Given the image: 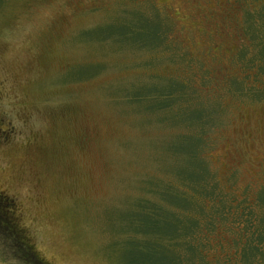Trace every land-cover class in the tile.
<instances>
[{
	"label": "rangeland",
	"instance_id": "374dc122",
	"mask_svg": "<svg viewBox=\"0 0 264 264\" xmlns=\"http://www.w3.org/2000/svg\"><path fill=\"white\" fill-rule=\"evenodd\" d=\"M157 18L175 54L122 44L123 25L149 23L154 30ZM244 20L238 0L2 4L0 192L15 201L42 262L141 264L140 243L123 236L126 220L146 192L164 188L173 168L187 169L185 153L177 150L187 146L180 134L192 129L175 125L139 87L151 85L152 92L158 78L179 77L201 88L214 109L205 152L212 169L237 197H258L264 189V100L237 91L251 85L238 62L251 46ZM140 91L144 96L135 99ZM1 236L0 264H24ZM220 244L212 263L237 264L226 263L236 255L233 238Z\"/></svg>",
	"mask_w": 264,
	"mask_h": 264
},
{
	"label": "trees",
	"instance_id": "16d2710c",
	"mask_svg": "<svg viewBox=\"0 0 264 264\" xmlns=\"http://www.w3.org/2000/svg\"><path fill=\"white\" fill-rule=\"evenodd\" d=\"M5 1L0 0V12ZM238 3L245 10L243 29L251 44L240 54L238 62L244 65L247 73L244 78L251 85L246 87L247 91L244 88L237 91L252 92L253 99L264 100V88L258 87L264 86V0H238ZM140 16L135 14V19L144 20ZM129 23L123 25L122 37L127 43H122L124 46L157 54L167 50L176 53L162 20L158 19L154 30L149 23L142 27ZM141 28L145 32L138 34ZM134 35L139 39L133 42ZM158 80L152 92H149L151 85L139 87L151 94L158 111L169 114L175 125L197 129L180 134L187 146L185 150L176 149L185 153L187 169L180 172L173 168L172 176L162 182L164 188L153 194L146 192L138 199L136 211L126 220L129 231H122L123 236L140 243L141 264H224L219 259L212 263L210 256L216 250L215 245L221 246L227 236L233 238L236 255L227 256L226 263L264 264V189L255 200H247L225 187L205 153L207 132L214 124V109L202 98L201 88L179 77ZM162 81H168L169 85L162 86ZM140 92L135 99L144 96ZM131 98L128 96V100L137 101ZM14 207L15 201L0 192L2 240L11 246L13 257L24 264H45L37 257Z\"/></svg>",
	"mask_w": 264,
	"mask_h": 264
}]
</instances>
